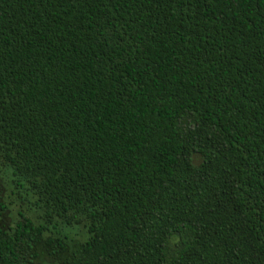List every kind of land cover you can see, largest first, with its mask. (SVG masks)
Wrapping results in <instances>:
<instances>
[{
  "label": "trees",
  "instance_id": "1",
  "mask_svg": "<svg viewBox=\"0 0 264 264\" xmlns=\"http://www.w3.org/2000/svg\"><path fill=\"white\" fill-rule=\"evenodd\" d=\"M0 264H264V0H0Z\"/></svg>",
  "mask_w": 264,
  "mask_h": 264
}]
</instances>
